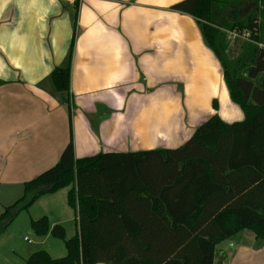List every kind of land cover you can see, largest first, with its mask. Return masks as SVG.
Wrapping results in <instances>:
<instances>
[{
	"label": "crops",
	"instance_id": "obj_1",
	"mask_svg": "<svg viewBox=\"0 0 264 264\" xmlns=\"http://www.w3.org/2000/svg\"><path fill=\"white\" fill-rule=\"evenodd\" d=\"M182 1L84 0L76 8L59 0H0L3 203L19 200L25 183L53 168L72 140L77 159L177 149L215 115L228 124L245 120L196 19L172 9ZM74 33L70 112L51 74L66 66ZM69 190L43 196L34 208H45L52 227L75 221L76 235ZM135 210L136 221L150 218ZM50 249L54 259L67 253ZM215 254L214 264H264V246L249 230L217 245Z\"/></svg>",
	"mask_w": 264,
	"mask_h": 264
},
{
	"label": "trees",
	"instance_id": "obj_2",
	"mask_svg": "<svg viewBox=\"0 0 264 264\" xmlns=\"http://www.w3.org/2000/svg\"><path fill=\"white\" fill-rule=\"evenodd\" d=\"M246 4L256 9L229 20V9ZM172 9L196 19L245 120L228 124L215 115L177 149L77 159L72 140L59 162L25 183L23 196L0 216L2 235L43 196L70 189L68 204L79 217L74 238L47 217L32 221L38 237L64 241L67 255L54 259L38 251L26 264H214L217 245L245 230L264 246V0H184ZM245 31L251 36L243 53L229 57L227 33ZM75 39L74 33L66 66L51 74L70 112ZM135 209L150 218L136 221ZM174 233L182 234L179 240Z\"/></svg>",
	"mask_w": 264,
	"mask_h": 264
},
{
	"label": "rangeland",
	"instance_id": "obj_3",
	"mask_svg": "<svg viewBox=\"0 0 264 264\" xmlns=\"http://www.w3.org/2000/svg\"><path fill=\"white\" fill-rule=\"evenodd\" d=\"M255 9L256 6L254 4H246L244 6H240L238 9H229L227 15L229 20L234 21L239 18L243 19L247 17L250 14V12L254 11ZM246 33L248 34L240 35L238 33H231V32L227 33L228 42L230 44L229 57L236 58L241 53H243L242 44L244 41H248L251 36L249 32ZM210 85H211L210 87L211 91L209 90L210 94L208 95V98L209 97L211 98V96H213L211 95L212 92L211 80H210ZM6 196L7 195L6 194L4 195L3 193L2 198L0 199V212L3 211V208H7V206L9 207L12 205V203H10L11 201H4L3 203V198L7 200ZM35 204L30 208L28 212H23L16 219V221L8 228V230L4 234L0 235V264H26V261L29 259L31 254L38 251H46L51 255V257L56 256L55 252L51 251L50 245L53 247L59 246L61 249L65 248L64 241L54 238L51 234L46 236L49 237L48 244H43V240L46 239V237H38L36 235V233L32 229L31 218L35 219V218L43 217L44 215L42 214L43 212H45V208L43 209V207L40 206V204H37V206L34 208ZM48 208L51 209L50 207ZM73 214H74L73 210L70 211V218L73 216ZM49 223L51 225L50 220ZM60 226H62L65 229L67 239H72L77 235V234L75 235L76 233L75 221H73L70 224V226L69 225L67 226L60 225ZM29 240H31L34 244L29 243L28 242ZM56 259H61V258H56Z\"/></svg>",
	"mask_w": 264,
	"mask_h": 264
},
{
	"label": "built area",
	"instance_id": "obj_4",
	"mask_svg": "<svg viewBox=\"0 0 264 264\" xmlns=\"http://www.w3.org/2000/svg\"><path fill=\"white\" fill-rule=\"evenodd\" d=\"M59 1H62V2H67V3H71L73 5H76L77 3L78 4H81L84 0H59ZM244 34H248V33H244ZM244 36V35H243ZM27 240V239H26ZM30 242V241H29Z\"/></svg>",
	"mask_w": 264,
	"mask_h": 264
},
{
	"label": "water",
	"instance_id": "obj_5",
	"mask_svg": "<svg viewBox=\"0 0 264 264\" xmlns=\"http://www.w3.org/2000/svg\"><path fill=\"white\" fill-rule=\"evenodd\" d=\"M62 99H63V101H64L65 103L67 102V100H66V98H65L64 95H62Z\"/></svg>",
	"mask_w": 264,
	"mask_h": 264
}]
</instances>
